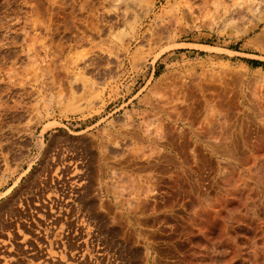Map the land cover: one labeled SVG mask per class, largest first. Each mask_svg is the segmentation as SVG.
I'll list each match as a JSON object with an SVG mask.
<instances>
[{
  "label": "rangeland",
  "instance_id": "obj_1",
  "mask_svg": "<svg viewBox=\"0 0 264 264\" xmlns=\"http://www.w3.org/2000/svg\"><path fill=\"white\" fill-rule=\"evenodd\" d=\"M48 196L49 264H264V0H0V264Z\"/></svg>",
  "mask_w": 264,
  "mask_h": 264
},
{
  "label": "bare ground",
  "instance_id": "obj_2",
  "mask_svg": "<svg viewBox=\"0 0 264 264\" xmlns=\"http://www.w3.org/2000/svg\"><path fill=\"white\" fill-rule=\"evenodd\" d=\"M153 8H154V5H150V6H148L147 7V10H146V12H147V14H150L152 11H153ZM259 18H261L262 19V17H259ZM259 25H260V21H259V19H258V21H255V24H254V26H253V28H251V29H248V30H246L245 32H243V34L244 35H248V34H250V33H252V31H255L258 27H259ZM114 153V152H113ZM107 157V156H106ZM93 160V159H92ZM106 160H108L107 158H106ZM105 160V161H106ZM106 164H108V165H110L108 162L106 163ZM105 167H106V165H105ZM114 174H115V172H114ZM67 175V174H66ZM113 175V174H112ZM67 180V179H66ZM90 181V180H89ZM64 183V182H63ZM68 183V182H67ZM73 184V183H72ZM90 187V186H89ZM64 190V189H63ZM88 191V190H87ZM72 192V191H71ZM91 192H93V191H91ZM99 192V191H98ZM100 193V192H99ZM140 193V192H139ZM136 194V193H135ZM45 196V195H44ZM51 196V195H50ZM42 197H43V195H42ZM46 197V196H45ZM74 197V196H73ZM48 198V200L50 201V203H49V206H50V214L48 215V216H46V211H49V209L48 210H46L47 208H46V206L45 205H41V204H43V203H37V205H35V207L37 206V208L36 209H38L37 210V214H38V218H43V220H45V218H46V222H49V223H47L46 225H43L42 223H44L43 221H41L42 223L41 224H39V222L38 223H36V221H35V219H34V222L36 223V225L40 228V230H42L41 232V235L43 234V232L45 233L44 234V236L46 235V238H45V242H42L44 239H42V241L40 242V240L39 239H37L36 237H31L29 234V230L31 231V227L33 226H30L29 224L30 223H28V226H27V229L26 230H28V233L29 234H27V233H25V231H24V233H23V235H22V241H21V243L23 244V246L25 245V249L26 248H30V250L32 251V254H31V257L32 256H37V262H35V263H37V264H49V261L48 260H53V261H55V258H57V256L55 257V253L57 252L56 250L57 249H55V248H58V247H62L63 246V249L61 250V252H60V254H58V252H57V255H60V260L63 262V263H65L66 261H68L67 260V252H71V250H69L70 249V246H69V241H68V239H69V237H68V239L66 238V237H64V239H67V241H65V240H63V237L61 238V236L59 235L58 236V234H57V236H56V234L55 235H52V237L51 236H48V234L50 233V230L52 229V228H54V230H55V223H56V219H55V200H54V198H52V197H47ZM46 198V199H47ZM121 198V197H120ZM44 199V198H43ZM45 200V199H44ZM96 200V199H95ZM39 201V200H38ZM37 201V202H38ZM41 201V200H40ZM48 201V202H49ZM42 202H43V200H42ZM48 202H47V205H48ZM71 203V202H70ZM120 203V202H119ZM31 204V203H30ZM133 205H134V203H133ZM48 206V207H49ZM66 206V205H65ZM130 206V205H129ZM112 207V206H111ZM129 208V207H128ZM91 209V208H90ZM111 209V208H110ZM21 210V209H20ZM40 210L41 211H43L44 213H41L40 212ZM130 210V209H129ZM22 212V211H21ZM57 213H58V211H57ZM23 214H25V213H23ZM22 214V215H23ZM121 214H119V216H120ZM36 216V215H35ZM33 217V216H32ZM19 218V217H18ZM25 218V217H24ZM67 218V217H66ZM125 218V217H124ZM22 219V218H21ZM20 219V220H21ZM37 219V218H36ZM57 219H60V217L58 218V216H57ZM90 219V218H89ZM58 221H60V220H58ZM116 221V220H115ZM23 222V221H22ZM63 222V221H62ZM61 222V223H62ZM85 222V221H84ZM58 223V222H57ZM81 223H83V222H81ZM22 224V223H21ZM45 224V223H44ZM60 224V223H59ZM65 224V223H64ZM68 224H70V226L72 225L71 223H68ZM35 225V224H34ZM80 225V224H79ZM83 225V224H82ZM85 225V224H84ZM57 226V225H56ZM66 226V225H65ZM68 227H69V225H67ZM89 226H90V224H89ZM117 226V225H116ZM71 227H73V226H71ZM70 227V228H71ZM16 228V227H15ZM39 228H37V229H39ZM8 230V229H7ZM53 230V229H52ZM51 230V231H52ZM20 231H23V228H22V226L20 225V224H17V233L20 235ZM27 232V231H26ZM33 232V231H32ZM38 232V234H40V231H37ZM53 232V231H52ZM60 233V232H59ZM52 234V233H51ZM72 234V233H71ZM37 236V235H36ZM38 237H40V235L38 236ZM82 238V237H81ZM76 239V238H75ZM3 241V240H2ZM58 243H60L61 244V246H59V244ZM77 243V242H76ZM76 248H78V250H79V247H78V245H77V247ZM24 249V250H25ZM59 249V248H58ZM81 249V248H80ZM73 250V249H72ZM56 251V252H55ZM76 251V250H75ZM83 251V250H82ZM29 252V251H28ZM31 253V252H30ZM80 253H81V251H80ZM79 253V254H80ZM87 253V252H86ZM85 253V254H86ZM83 256V255H82ZM30 257V256H29ZM28 257V258H29ZM34 257V258H35ZM72 257H74V256H72ZM33 258V257H32ZM75 259H76V257H75ZM53 261H52V264H53ZM60 261V262H61ZM75 261V260H74ZM51 262V261H50ZM71 262V261H70ZM55 263V262H54ZM74 263H76V261L74 262ZM60 264H62V263H60ZM69 264V263H68Z\"/></svg>",
  "mask_w": 264,
  "mask_h": 264
}]
</instances>
